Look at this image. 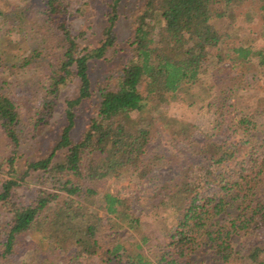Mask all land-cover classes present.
Returning <instances> with one entry per match:
<instances>
[{"label": "trees", "instance_id": "obj_1", "mask_svg": "<svg viewBox=\"0 0 264 264\" xmlns=\"http://www.w3.org/2000/svg\"><path fill=\"white\" fill-rule=\"evenodd\" d=\"M81 1L22 0L25 20L33 16L46 28L41 45L24 55L11 42L0 52V74L18 69L23 78L34 60L48 58L52 97L42 101L45 116L55 111L63 85L77 87L65 100L51 154L27 162L19 175L25 130L50 120L27 123L23 103L5 92L0 78V129L11 148L0 189L9 213L0 224V261L264 264V129L257 121V113L264 114V84L259 109L237 108L238 119L229 117L238 91L264 77V49L237 42L232 28L247 0H145L124 47L117 31L122 0L112 2L96 47L84 46L85 32L71 23L83 11ZM251 1L264 19V0ZM47 49L53 58L43 55ZM96 61L107 66L95 76ZM168 100L207 103L225 137L217 131L200 140L183 122L175 134L185 149L177 147L170 157L153 153L161 131L179 123L164 112ZM80 108L90 114L76 135ZM158 160L163 169L154 171ZM108 178L149 183L141 190L161 217L158 228L144 229L120 190L102 192L99 183Z\"/></svg>", "mask_w": 264, "mask_h": 264}, {"label": "rangeland", "instance_id": "obj_2", "mask_svg": "<svg viewBox=\"0 0 264 264\" xmlns=\"http://www.w3.org/2000/svg\"><path fill=\"white\" fill-rule=\"evenodd\" d=\"M113 1L114 0L81 1L83 11L72 18L71 23L75 29L85 32L86 37L85 40H83L84 46L96 47L100 44L102 32L106 24V14L111 10ZM33 2L34 4L43 3L42 0H33ZM144 2L145 0H122L120 3L119 8L121 16L118 21L117 31L119 34L118 42L123 47L127 37H129V34L134 28V13L143 7ZM256 6L257 2L247 0L240 7L237 19L233 22L232 28L238 31L239 37L241 38H237V42L243 41L248 43L252 45L254 49H264V19L262 13L255 8ZM22 7V0H0V11H3V14H0V52L3 51L5 46L11 47V42L19 43V46L22 48V54L24 55L30 54L33 49H37L41 45L39 41L46 32V28L40 26V23L35 22L33 16L25 20L26 13L21 14ZM7 15H9L11 20H9L10 18L7 17ZM16 19L17 21H15ZM224 25L222 21L221 26L227 30V24L225 27ZM233 42H230L232 46L237 44V42ZM51 51L52 50L47 49L42 53L45 57L49 55V58H53L54 55ZM108 54L111 55V52ZM47 61L48 58H45V60H43V58H38L37 61L34 60L33 67H36L29 70L28 73L25 72L27 76L25 78L21 77L18 69L13 70L12 73L8 71V73L5 72V74H0L1 83L4 85L5 92L9 93L19 103H23V114L27 123L36 121V119L46 115L43 113L42 101L48 97H52L51 94L46 92V88H50L48 75L52 69V66ZM118 61L117 58L113 60V65H118ZM106 66L107 63L105 61H96L92 69L95 76L98 75L100 71L104 70ZM22 71L24 72L25 70ZM25 79L26 82H24ZM262 84H264V77L260 78L259 82H253L245 88H241L240 91H238V95L235 97L238 101H236L235 106L232 108L229 117L237 118L239 116L240 112L237 108H243L244 110L248 109L249 111H256L259 109L257 102L262 91L260 88ZM76 89V83L63 85L60 90L59 102L55 111L51 113V115L47 114V116H45L50 120V123L45 126H38V128H36L37 130L34 129L33 125L25 130L22 146L19 153H17V174L20 175L25 171L27 162L51 154L56 144L61 125L63 124L62 117L66 107L65 100L68 97L74 96L76 94ZM164 112L171 119L179 121V123L174 124L172 128L164 127L165 129L161 131L157 139L152 142L153 153L170 157L177 147H183L185 149V142L181 140L180 135L175 134V129L183 122H187L192 126L191 130L194 132V136L200 140L205 139L206 135L218 131V128H216L217 113L214 108L207 106V103L190 105L182 101L168 100L164 105ZM259 112L260 113H257V121L264 129V114L262 111ZM78 113L79 119L77 120L76 135L81 133L90 111L88 108H80ZM35 130L37 132L34 134ZM224 131V127L222 130L218 131L221 138L225 137ZM227 134L232 135V133L228 131ZM34 135H36V137H34ZM10 155L11 148L9 147V140L0 129V164L2 165L0 168V189L1 180L4 177V172L7 170V158ZM163 163V161L159 160L155 162L154 167L156 168L154 171L163 169V167H161ZM148 184L149 183L142 182V184L138 185V183L135 184V182L128 181L125 178H108L99 183V188L102 192L108 189L112 191L120 190L127 197L128 203L134 214L139 216L141 222L144 224L143 228L152 230V227L158 228L161 217L156 210L148 208V194L141 190L148 188ZM214 189V186H211L206 189L205 194L209 195ZM8 214L9 213L0 204V224L5 222ZM131 234H135V232L131 231L129 235L126 234L125 237H129ZM26 242H28V238H25V240L21 242V245L23 246ZM153 250L155 251L156 248H153ZM20 260H22V257L19 259L18 256H16L13 264H19ZM5 262L6 260H4L3 263L1 260L0 264H5ZM199 264L223 263L208 259Z\"/></svg>", "mask_w": 264, "mask_h": 264}]
</instances>
